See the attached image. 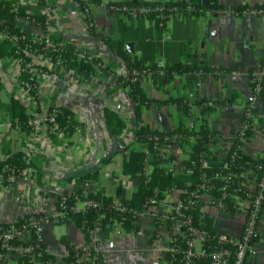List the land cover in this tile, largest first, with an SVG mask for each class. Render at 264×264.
I'll use <instances>...</instances> for the list:
<instances>
[{
  "label": "crops",
  "instance_id": "0c3cea01",
  "mask_svg": "<svg viewBox=\"0 0 264 264\" xmlns=\"http://www.w3.org/2000/svg\"><path fill=\"white\" fill-rule=\"evenodd\" d=\"M26 11H36L50 16L48 33L62 43H72L78 50L99 57L112 72L103 68L95 74H78L67 70L63 76L59 66L51 64L42 54L32 55L31 60L39 67L50 68L38 78L37 98L30 105L35 116H43L49 107H64L70 111L73 130L64 134L65 140L52 143L47 125L38 124L28 135H24L9 121L0 122V160L10 153L21 151L32 160L33 175L27 182H16L10 187L0 188V223H12L29 213L57 212V200L66 192H73L78 186L74 177L88 174L95 190L113 196L117 187L129 198L136 188L138 175H123L121 162L124 147L132 143L133 150H144V144L134 141L137 126L152 130L170 132L179 127L196 131L202 126L214 132L209 148L217 161L226 156L228 148L236 138L241 125L242 109L252 99L249 71L255 69L264 54V11L254 8L264 0H209L223 10L215 15L206 13L199 16L170 18L161 29L152 31L153 40L161 45L154 58L155 63L167 64L184 61L189 65L208 66L205 73H196L191 79L187 73L175 74L162 83L148 72L139 78V86L152 102L142 107L138 120L136 103L129 97L128 89L117 80L115 74L128 75V69L119 56L101 39L94 36L88 22L75 0H19ZM103 1L90 6L92 23L96 32L117 37V21L122 19L127 26L134 25L136 15L123 10H107ZM246 4L247 8L236 13L233 8ZM52 8V13H48ZM95 10H94V9ZM145 27H152L145 20ZM17 25L31 37L43 34L34 19L23 18ZM158 30V31H157ZM129 50L140 55L136 42L130 43ZM184 48L185 52L181 50ZM4 66L0 70V100L8 102L11 95L24 101L26 94L18 84L19 65L12 58L0 59ZM223 69L224 73L218 70ZM50 72V71H49ZM152 76V77H151ZM153 78V80L151 79ZM184 97L189 108L180 110L174 103H161L169 97ZM231 102H225L226 99ZM211 100L214 106L203 110L197 100ZM255 114L251 132L243 141L241 151L247 155L262 157L264 150V99L254 100ZM112 109L123 119L122 133L113 138L104 121V110ZM171 152L176 158L173 168L179 170L178 161L188 156V147L178 143ZM256 172L248 170L244 175V186L253 189ZM74 182L76 186L70 184ZM180 190H170L164 199L150 208L152 215L165 216L178 199ZM236 212L226 213L221 208L207 203L202 208V223L212 219L216 231L237 237L243 226L244 199L232 197ZM81 208V204H78ZM140 218V230L126 232L117 222L107 223L97 233H91V240L97 239L96 247L108 264H167L165 251L169 240L166 233L156 236L153 216ZM201 223V224H202ZM204 225V224H202ZM205 226V225H204ZM62 237L76 248L85 247L82 230L71 220L48 222L43 225L41 242L60 262L66 254ZM255 253L249 256L251 264H264V207L259 216L257 234L254 238ZM2 264H18V258L10 257Z\"/></svg>",
  "mask_w": 264,
  "mask_h": 264
},
{
  "label": "trees",
  "instance_id": "16d2710c",
  "mask_svg": "<svg viewBox=\"0 0 264 264\" xmlns=\"http://www.w3.org/2000/svg\"><path fill=\"white\" fill-rule=\"evenodd\" d=\"M39 1L44 2V0ZM75 1L78 3L85 20L88 22L91 33L112 49L126 65L128 75L115 74V76L128 89L129 97L136 103L138 120L143 109L142 107H147L152 102L146 97L139 86L141 73L149 71L150 75L157 77L160 84L175 74L187 73L191 79H196V73H205L210 70L206 65H189L186 60L183 62L167 63L163 67L158 66L154 58L157 56V52L161 50V45L155 39L153 40L151 33L152 31H156V29L163 28L166 21L170 19L164 16V9L167 7L174 6L183 9L190 3V11H186L182 16L178 17L182 18L185 16H199L206 13L215 15L217 12L223 10L220 5L200 0H188V2L186 0H105L103 1V5L107 10L121 9L129 12L133 11L137 21L134 25L127 26L122 19H119L117 21L118 36L111 37L107 34L96 32L92 23L90 6L102 3V0ZM157 6H161L162 9L157 11H141L142 8L153 9ZM246 8L247 5L242 4L234 7L233 10L236 13H241ZM254 8L264 11V3L254 5ZM23 18L34 19L43 33L48 32L47 27L50 21H48L47 16L38 11L29 14L26 11L25 5L19 0H0V34H6L5 37H0V59L12 58L19 61L17 79L21 83H29L31 85L29 92L35 99L37 98L38 78L32 75L28 67H26L27 64L38 67L31 62V55H46L51 64L59 63L60 66L75 71L78 74H95L101 68L112 72L110 67L106 66L99 57H94L85 51L78 50L72 43H62L60 39L51 35L50 38L56 43L54 47H45V43L40 40L33 41L32 37L24 33L17 25V21ZM145 20H149L152 23V27L146 28L144 24ZM13 36L16 39H13ZM131 42H136L140 55H135L129 50L127 44ZM26 51L29 54H26ZM181 52H185L184 48H182ZM38 68L45 72L50 71V68ZM253 70L251 69L249 74ZM133 71L139 72V74L133 75ZM218 71L221 74L224 73V70L221 68ZM253 86L254 83L250 82V89ZM1 89L2 84L0 82V91ZM257 99H264V75L260 78V90L257 94ZM208 101L199 99L196 102L203 110H207L214 106L213 101L211 106L207 104ZM228 101L231 102V99H226L223 103ZM161 103H174L183 112H186L189 108L188 101L181 96L169 97ZM248 103L249 101L245 105ZM251 112L255 114V108ZM54 120L65 136L72 132L74 126L68 109L56 107ZM1 121H9L12 127L17 128L24 135H28L33 129L30 118L25 113L24 104L13 95L10 96L8 102L0 100ZM104 121L113 138L118 137L125 127L123 119L112 109L106 108L104 110ZM252 122V117H242L241 123H245L247 127L242 135L240 134L241 128H238L235 140L228 148L226 156L220 160L221 163L219 165L211 164L217 161L209 148L214 132L204 126L196 131H187L177 127L170 132L152 130L142 125L137 126L134 132V141L143 143L145 149L133 150L131 149L132 143L127 145L123 149V152L126 153L123 154L121 162L123 175H138L136 188L131 196L129 198L123 197L120 187H117L116 193L113 196L104 195L98 190L89 192L83 196L82 190H77L66 197L65 204L68 205V208L65 219H71L82 230L86 244L91 242V230L96 225H99L102 229L107 223L117 222L126 232L136 233L140 230L138 212L151 206L149 200L156 199L159 202L173 189L180 190L178 198L186 200L190 197L191 192L196 190L204 180L212 187L209 192L210 197L221 201L224 205L221 209L226 213H235L236 205L232 197L236 196L238 199L246 200L249 191L242 184L244 183L243 174L248 170H253L259 175L260 168L264 163V150L260 159L253 158L241 151L243 141L250 135ZM169 135L176 136L181 147H188L187 158L178 161L179 170H176L172 166L176 161L172 152L169 151L165 156H162L163 152L160 151V148L164 147V138ZM49 138L52 143L59 142L54 133H51ZM6 143L7 141H4L2 145L6 158L0 160V174L2 175V184L7 188L12 186V182L7 179L10 171L13 170L17 174L26 166V163L23 160L24 153L21 151L10 153L5 150ZM204 162L206 163L205 165ZM146 167H149L148 171L145 170ZM74 180L79 184L85 180L90 182V176L88 174L79 175L74 177ZM75 196H79L80 199L91 200L95 205L85 206L81 209H70V205L75 203ZM191 199L192 206L186 209L185 212L190 214L192 223L197 227L205 228L211 234L216 233L217 231L212 226L211 218H206V223H202L201 220L203 215L201 211L207 202L201 197H191ZM37 214L43 213L27 214L14 223L16 225L23 224L29 216H36ZM165 222L169 226L170 221L167 219ZM9 225L10 223H0V232L6 230ZM188 237L186 235L184 238H179V242L183 243V240ZM34 238L35 235L32 233L28 242H33ZM61 241L64 244L66 254L61 258L60 264H73L79 252L88 253V264H108L97 248L90 247L87 251H81L82 248H76L66 237H62ZM13 242H16V240ZM225 246L229 248L233 247L231 243H226ZM36 259L42 264L45 260H54L55 258L51 253L45 251L41 257H37ZM203 261L204 259L201 257L193 258L195 264ZM18 264H34V260L31 257L23 256L18 258Z\"/></svg>",
  "mask_w": 264,
  "mask_h": 264
},
{
  "label": "built area",
  "instance_id": "2783aa9c",
  "mask_svg": "<svg viewBox=\"0 0 264 264\" xmlns=\"http://www.w3.org/2000/svg\"><path fill=\"white\" fill-rule=\"evenodd\" d=\"M188 2V0H186ZM204 2L203 0H200ZM190 4V3H189ZM189 4L181 9L177 7H167L164 9V16L167 18L171 17H180L186 11H190L191 5ZM161 6H157L153 9L150 8H142L141 11L148 10H161ZM111 11L121 10V9H108ZM52 8H48V13H52ZM124 11V10H123ZM263 11V10H260ZM133 12V11H131ZM163 18V16H161ZM48 21H50V16L47 17ZM6 34H0V37H5ZM13 39L16 37L13 36ZM33 41L40 40L45 43V47H54L56 43L50 38V34L43 33L40 36L32 37ZM26 54L29 52L26 51ZM32 56V55H31ZM46 60H49L48 56L43 55ZM15 61L19 65V61L15 59ZM32 62V60H31ZM33 63V62H32ZM34 64V63H33ZM36 65V64H34ZM55 65L59 66L61 70V74L63 76L67 75L66 68L59 65V63H55ZM164 65V64H163ZM163 65L158 64V66L163 67ZM29 71L32 75L37 78L46 75L45 71L39 69L38 67H34L32 64H27ZM149 71H144L142 74ZM47 73H52L50 72ZM139 72L133 71V75H138ZM159 74V73H158ZM264 75V54L260 64L253 70L251 74H249V82H253L254 86L252 87V99L249 100L247 105H244L242 109V117L244 118H253L254 113H252V109L255 108L254 100L257 99V94L260 90V78ZM136 79V77H134ZM20 88H22L26 94V97L23 101L25 113L30 118V123L32 128H37L38 124L45 123L47 125L48 132L54 133L57 139L65 140L63 138L64 133L60 129L59 125L55 123V114L56 107H49L46 113L43 116H35L32 110L29 109L30 105L34 103L35 98L29 92L31 85L29 83H21L18 81ZM38 88V87H37ZM209 106L212 105V101L209 100L207 102ZM247 125L245 123H241L240 125V134L242 135ZM176 136H166L164 138V147L160 148V151L163 152L162 156H165L169 151H171L172 147L179 143ZM158 149V148H157ZM23 160L26 163V166L22 168L17 174L15 171H10L7 179L12 182V185L18 181L27 182L34 173L32 167V160L30 156L25 153ZM206 163L204 162V165ZM261 171L259 175L256 173L254 175L255 185L253 189H248L247 198L245 201V210L243 211V226L240 234L232 238L228 236L224 232L217 231L214 234H211L205 228L197 227L192 223V218L190 214L185 212L186 209L192 206L191 197H201L207 203H211L219 208L224 206L221 201L210 197L209 192L212 189L210 185L206 183L204 180L202 184H200L196 190L191 192L190 197L184 200L178 198L171 206L169 213L165 216L152 215L150 208L155 206L158 202L156 199L149 200L151 206L147 209L139 211V217H143L145 215L153 216V228L156 236L166 233L168 235V246L165 251V261L167 264H195L193 262V258L201 257L204 259L203 262H197L196 264H251L249 261V256L255 253L254 249V238L257 234L259 216L262 208L264 207V163L261 166ZM146 171L149 170V167H146ZM74 186L76 184L74 182L70 183ZM243 184V183H242ZM244 185V184H243ZM78 187L73 192H64L58 198V207L56 214L49 216L45 213L37 214L36 216H29L25 223L16 225L14 222L10 223L9 227L6 230L0 232V264H2L6 259L10 257L20 258L23 256L31 257L34 260V264H41L37 261V257H41L42 253L47 251L46 248L43 247L41 242V231L43 225L48 222H61L66 218V212L68 205L65 204L66 197L77 190H82V195H86L89 192L95 191V187L89 181H84L77 185ZM0 188H4L2 184V175L0 174ZM78 204H81V208L85 206L95 205L91 200L88 199H80L79 196H75V203L70 205V209H81L78 208ZM32 214V213H29ZM170 221L169 226L165 222L166 220ZM158 222V224H156ZM100 226L96 225L91 233H97L100 231ZM35 235L33 242H28L30 236ZM188 235V238L183 240V243L179 242V238H184ZM16 240V242H13ZM97 239L91 240L89 244L82 248L81 251H87L90 247H96ZM206 243V245H205ZM226 243H231L233 245L232 248L225 246ZM89 257L86 252H79L76 255V259L73 264H88ZM42 264H60V262H54L52 259L45 260ZM72 264V263H71Z\"/></svg>",
  "mask_w": 264,
  "mask_h": 264
},
{
  "label": "water",
  "instance_id": "95a60500",
  "mask_svg": "<svg viewBox=\"0 0 264 264\" xmlns=\"http://www.w3.org/2000/svg\"><path fill=\"white\" fill-rule=\"evenodd\" d=\"M203 1L207 3L209 0H203ZM127 45H128V48H130V45H131V44L128 43ZM211 164L219 165L220 163H219V162H213V163H211Z\"/></svg>",
  "mask_w": 264,
  "mask_h": 264
},
{
  "label": "rangeland",
  "instance_id": "374dc122",
  "mask_svg": "<svg viewBox=\"0 0 264 264\" xmlns=\"http://www.w3.org/2000/svg\"><path fill=\"white\" fill-rule=\"evenodd\" d=\"M94 9V8H93ZM95 10V9H94ZM4 66V64L0 61V70H2L1 68ZM152 77V76H151ZM157 79V77H155ZM153 80V78H151Z\"/></svg>",
  "mask_w": 264,
  "mask_h": 264
}]
</instances>
